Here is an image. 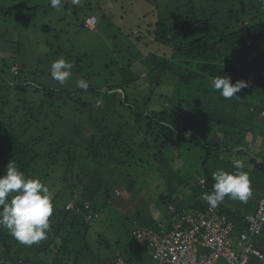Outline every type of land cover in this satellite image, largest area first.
Segmentation results:
<instances>
[{
  "label": "rangeland",
  "instance_id": "rangeland-1",
  "mask_svg": "<svg viewBox=\"0 0 264 264\" xmlns=\"http://www.w3.org/2000/svg\"><path fill=\"white\" fill-rule=\"evenodd\" d=\"M50 5L51 0H0L1 79L13 86V73L10 71L11 75L7 69L18 63L15 65L17 69L24 67L17 79L19 85L23 83L31 91L38 84H43L52 91L69 92L75 100L69 101L64 96L62 100L53 99V107L43 112L47 120L41 124L47 122L51 126V135H48L49 132L44 135L47 144L57 142L63 154L70 150V153H75L78 164L88 166L81 168H84L80 173L81 188L87 187L90 191L98 188L93 203L100 210V216L87 230L85 242L89 249L81 253L79 264H114L116 253L127 260V264H136L135 251L141 252L140 264H154L150 251L134 240L132 220L139 218L146 226L156 229V222L164 223L167 217L166 204L161 202L162 199L177 204L179 198H183L190 206L199 193L197 183L204 177L205 171L211 175L219 169L234 172L235 162L242 160L244 171L248 172V162L254 154H258L256 161L264 164V133L250 128L255 125V129L264 130V123L249 113L252 101L245 88L235 94L238 98L225 99L220 94L199 95L196 101L201 102L200 112L204 111L210 119L215 112H221L215 115V120L212 119L209 129H202L199 134L198 139L203 144L215 146L209 159L205 149L189 141L178 142L174 135L166 134L167 137L155 144V135L147 136L143 122L137 124L129 108L120 105L119 96L108 92L109 88L120 85L123 79L129 81L141 73L140 77L144 80H135L136 84L125 90L129 104H132V94L141 93L146 87L143 85L147 80L146 70L139 65L144 58L130 56L133 67L126 68L125 65L128 53L137 51L127 42L130 41L127 34L154 20V15L148 14V6H151L148 0H76L75 3L63 0L59 10ZM8 10L12 11L6 16ZM90 14L96 18L93 29L85 24V18ZM226 20L228 22V18ZM234 21L235 18L229 20V24L234 25ZM61 57L72 62L74 68L78 64L76 72L72 71V76L64 85L50 75L52 62ZM255 63L260 64L257 71L263 73L264 56ZM81 78L89 82L86 91L76 86ZM147 83L155 85L153 80ZM160 84V87H155L154 94L170 95L176 88L173 87L176 80L172 77L162 78ZM13 91L5 88L4 93L15 102L17 96ZM259 93L256 90L254 94L258 96ZM25 97L35 99L34 94ZM157 98L153 99L155 103ZM154 108H159V105H154ZM100 132L121 135V149L129 151L128 156L125 153L123 158L124 167L112 164L109 168L105 162L94 166L92 162L95 158L92 159V155L89 157L86 146L91 135L99 137ZM233 140L240 144V153L232 149ZM143 142L146 145L139 147L138 144ZM159 144L163 145L161 149L157 148ZM38 149L43 153V148L39 146ZM224 149L230 152H224ZM4 167L1 170L3 174L6 173ZM53 169V175L60 177L62 172ZM250 179L252 195L248 200L253 201L262 193L264 177ZM55 183L57 187L60 184ZM244 203L225 197L220 205L229 212L244 213ZM72 231L71 236L74 237ZM75 231L80 234L74 238L72 259L84 244V229L77 227ZM237 231L235 229L234 237Z\"/></svg>",
  "mask_w": 264,
  "mask_h": 264
},
{
  "label": "trees",
  "instance_id": "trees-1",
  "mask_svg": "<svg viewBox=\"0 0 264 264\" xmlns=\"http://www.w3.org/2000/svg\"><path fill=\"white\" fill-rule=\"evenodd\" d=\"M148 3L151 5L148 6V14L152 13L154 20L142 28L138 27L136 32L127 34L130 39L127 42L137 51L128 53L125 65L126 68L133 67L134 64L130 65V56L136 59L144 58L139 65L146 70L143 71L147 77L143 83L146 87L143 92L132 94V104H129L125 90L131 87V84L135 85V80H144L140 77L141 73L129 81L123 79L120 85L109 88L108 92L119 96L120 105L129 108L135 115L137 124L143 122L147 136L155 135L153 136L155 144L164 136L174 135L178 142L189 141L205 149L208 160L215 146L203 144L202 140L198 139L199 134L202 129L208 130L212 119L215 120V115L221 112H215L210 119L204 111L200 112L201 102L199 104L196 98L199 95L219 94L213 90L211 81L214 77L226 75L231 78L233 84L236 81H245L248 84L245 91H248L252 101L249 104V113L259 120L258 114L264 110V71L263 73L257 71L260 64L255 63V60H261L264 56V19L260 6L257 0H148ZM11 11L8 10L6 16ZM231 13L234 16L231 17ZM233 18L234 25H231L229 20ZM16 64L18 63L11 65L7 71L10 73ZM77 65L72 71L76 72ZM23 69L21 66L16 75L10 73L12 81L15 82L13 86L1 79L3 72L0 75V177L5 174L1 171L4 166L10 160H14L26 176L39 178L53 192L54 211L50 217L51 227L47 238L38 244L26 246L18 242L9 231L0 229V264H79L81 253L89 249L85 242L87 230L100 216V210L93 203L98 188L94 187L95 189L91 191L86 189L87 187L81 188L83 182L80 173L88 166L84 164L82 165L84 168L81 169L75 153L68 150L63 154L57 142L47 144L44 135H47L45 132H49L51 126L47 122L41 124L43 120H47L43 112L53 107V99L62 100L64 96L69 101L75 100L72 99L71 93L52 91L43 84H38L29 91L28 86L17 83ZM246 74L250 78H246L244 76ZM149 77L153 78L150 80H153L155 85L147 83L150 81ZM167 77L176 80V84L173 85L176 88L170 95L154 94L155 87L157 85L160 87L162 78ZM5 88L14 90L13 93L17 96L15 102L10 95L8 97L5 95ZM256 90L260 91L258 96L254 94ZM27 94H34L35 99H27L25 97ZM155 96L158 97L156 103L153 101ZM156 104L159 105L157 109L154 108ZM250 128L254 130L255 125ZM116 135L101 132L99 137L91 135L86 150L89 157L92 155L91 158H95L92 162L94 166L98 162L100 164L105 162L109 168L112 164L118 167L124 165L123 158L128 156L129 151L124 152L121 149L123 139L121 135ZM187 135L189 139L186 138ZM232 144V149L240 153V144L236 140H233ZM138 145L144 147L146 142ZM39 146L44 149L43 153L38 149ZM162 147V144L157 146L158 149ZM223 151L230 152L229 149ZM248 153L249 150L246 154ZM248 164L250 177H264L263 163L257 162L256 158H250ZM53 168L62 172L60 177L53 175ZM204 169L206 170V163ZM203 178L206 181V193H210L215 181L208 171H205ZM55 182L60 183L58 187ZM202 192L199 188V193L194 196L192 204L187 208L198 210L207 208L209 204L206 200L200 199ZM261 192V195L256 197L254 210L249 213L229 212L220 203L216 209L233 220L235 228L240 231L245 227V216L255 212L257 202L264 194V188ZM249 201L244 203V207ZM86 202L90 203L98 214L92 224L84 221L86 212L83 205ZM161 202L166 204L167 208L171 201L162 199ZM68 204H73L74 208L67 210ZM76 208H80V211L76 212ZM135 221L146 226L139 218H134L132 224ZM77 227L84 229L82 235L84 244L78 248L72 259L74 238L80 234L79 231H75ZM71 231L74 237L71 236ZM256 240V247L264 254V227ZM104 245L109 247L107 243ZM143 248L148 250L144 246ZM140 254V251L133 252L136 264H140ZM122 259L128 262L123 257Z\"/></svg>",
  "mask_w": 264,
  "mask_h": 264
},
{
  "label": "built area",
  "instance_id": "built-area-1",
  "mask_svg": "<svg viewBox=\"0 0 264 264\" xmlns=\"http://www.w3.org/2000/svg\"><path fill=\"white\" fill-rule=\"evenodd\" d=\"M264 19V0H257ZM88 28L96 24L95 16L85 19ZM257 31H255V34ZM17 66L11 72L17 73ZM258 117L264 121V110ZM201 191L200 199L206 193V181H198ZM68 204L67 210L73 209ZM86 212L84 221L92 224L98 214L90 203H84ZM167 220L156 223V229L132 224L134 240L146 247L155 264H264V254L255 245L256 238L264 227V194L257 202L254 213L244 218L245 227L235 232V222L226 214H221L216 207L207 206L204 210L177 208L169 204L166 208ZM80 208H76L79 212ZM114 264H127L119 254H115Z\"/></svg>",
  "mask_w": 264,
  "mask_h": 264
},
{
  "label": "clouds",
  "instance_id": "clouds-1",
  "mask_svg": "<svg viewBox=\"0 0 264 264\" xmlns=\"http://www.w3.org/2000/svg\"><path fill=\"white\" fill-rule=\"evenodd\" d=\"M62 4L63 0H51L50 6L59 10ZM73 67L72 62L61 57L52 62L50 75L53 80L64 85L72 76ZM211 83L213 90L225 99L238 98L235 94L248 87L242 80L233 84L226 75L214 77ZM76 86L86 91L89 82L81 78ZM234 167V172L219 169L212 173L215 181L212 191L204 194V199L211 207H216L225 197L247 202L252 195L251 179L248 172L244 171V161H236ZM53 211V192L39 178L26 176L16 162L10 160L6 165V173L0 177V229L9 231L26 246L38 244L47 238Z\"/></svg>",
  "mask_w": 264,
  "mask_h": 264
},
{
  "label": "crops",
  "instance_id": "crops-1",
  "mask_svg": "<svg viewBox=\"0 0 264 264\" xmlns=\"http://www.w3.org/2000/svg\"><path fill=\"white\" fill-rule=\"evenodd\" d=\"M255 96V95H254ZM253 131H256L257 133H264V130H258V129H255L254 128V130ZM254 158H258V154H254ZM256 198H254L253 199V201H249L248 203H247V205L245 206V208H244V210L246 211V212H244L245 214L246 213H249V212H251V211H253L254 210V208H255V203H256ZM170 204H175L176 206H177V208H187V205H188V203L187 204H185V201L183 200V198H179V200L177 201V204L176 203H174V202H170ZM246 208H247V210H246ZM240 214H243V213H240ZM167 220V217H166V219H165V221ZM159 222V221H158ZM156 226V225H155ZM258 240V239H257ZM256 240V241H257Z\"/></svg>",
  "mask_w": 264,
  "mask_h": 264
}]
</instances>
